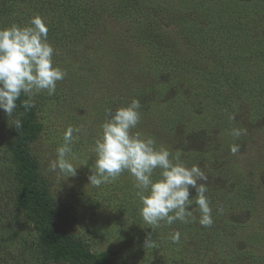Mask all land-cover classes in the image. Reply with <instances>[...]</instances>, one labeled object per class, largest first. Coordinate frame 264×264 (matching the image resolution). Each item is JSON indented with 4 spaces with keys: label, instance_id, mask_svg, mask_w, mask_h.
Returning <instances> with one entry per match:
<instances>
[{
    "label": "rangeland",
    "instance_id": "374dc122",
    "mask_svg": "<svg viewBox=\"0 0 264 264\" xmlns=\"http://www.w3.org/2000/svg\"><path fill=\"white\" fill-rule=\"evenodd\" d=\"M149 1L187 19L205 40L200 54L206 66L183 61L179 48L171 50L175 64L170 62L145 41L142 18L106 12L81 29L66 13L59 19L56 0H0V28L26 25L35 15L44 18L57 50L54 64L67 71L53 96H34L41 129L28 145L52 195L57 228L91 252L106 253L110 264H264V0ZM192 48L185 50L192 53ZM226 85L238 89L237 113L222 102ZM133 98L142 105L134 131L151 135L173 155L179 151L187 166L198 164L207 173L211 228L177 221L153 231L138 214L127 173L100 188L88 185L95 158L89 148L105 109L127 106ZM152 103L155 107L146 110ZM11 117L0 110V264H41L33 223L15 206L17 163L9 145L12 127H6ZM69 125L82 127L73 147L78 168L75 177L59 181L62 177L48 172L47 165ZM239 127L247 134H229ZM233 143L241 146L237 155L230 152ZM247 184L256 190L254 198L246 195ZM190 193L191 198L195 190ZM173 231L181 233L179 244L169 239ZM149 233L154 247L145 246Z\"/></svg>",
    "mask_w": 264,
    "mask_h": 264
},
{
    "label": "clouds",
    "instance_id": "9594fccd",
    "mask_svg": "<svg viewBox=\"0 0 264 264\" xmlns=\"http://www.w3.org/2000/svg\"><path fill=\"white\" fill-rule=\"evenodd\" d=\"M57 50L48 40V27L43 17L35 15L26 25L11 24L0 28V110L13 116L20 101L24 115L35 107L34 96L46 92L56 93L57 83L64 80L67 71L54 64ZM142 105L133 98L127 106L105 109V119L90 145L94 163L88 185L100 188L115 182L123 173L132 177L135 195L140 204L139 216L153 231L161 224L172 225L198 223L202 228L214 225L210 197L207 195L208 175L198 164L187 166L179 151L175 155L165 146H157L151 135L134 131L140 124ZM229 119L235 121L234 116ZM12 125L20 128L22 121L16 118ZM82 127L69 125L63 131L55 156L48 160L47 171L61 180L76 176L77 156L73 147L79 142ZM235 138L247 134L243 127L232 128ZM240 144L230 145L232 155L240 152ZM80 161L86 165L89 158ZM190 189L195 195L190 198ZM194 205V206H193ZM222 213L223 209L218 208ZM171 243L179 244L181 233L173 231ZM147 247H154L149 233Z\"/></svg>",
    "mask_w": 264,
    "mask_h": 264
},
{
    "label": "trees",
    "instance_id": "16d2710c",
    "mask_svg": "<svg viewBox=\"0 0 264 264\" xmlns=\"http://www.w3.org/2000/svg\"><path fill=\"white\" fill-rule=\"evenodd\" d=\"M116 1L56 0V4L59 19L62 20L63 15L66 13L71 16L72 20L73 18L75 19L74 22L79 23L76 25L77 27H82L81 29L93 24L94 20L106 12H108L107 14L112 13L111 15L123 14L120 17L124 18L126 16L142 18L146 24L143 27L145 41H147L149 46L154 45V49L161 50V53L166 58H169L170 62L175 64L171 50L179 48L176 53L185 58L183 61L206 66V60L200 54L203 50L201 43L205 40L200 39L196 35L194 28L187 25L188 21L186 18L182 16L179 18L163 5L149 0ZM220 22L222 23L221 19ZM187 26L189 28H186ZM77 30L74 34L77 33ZM188 34H191V37H188ZM189 39L191 44L182 47L180 41L188 42ZM190 48H192V53L186 51ZM25 98L21 96L20 100L17 101L18 107L6 127H12L9 145L12 158L17 163L19 187L15 194V206L25 210L33 223V228L37 232L38 239L34 248L36 258L41 264H48L51 260L68 261L71 264H89L91 262L95 264H110L106 253L91 252L80 239L68 236L57 228V215L52 195L41 177L37 162L28 151V145L37 137L41 129V123L37 119V105L35 101L36 106L21 115L25 110L19 107V104ZM239 98L240 95L237 88L233 89L230 85L223 87L222 102L231 112L237 113ZM151 105L152 107H148L146 110L155 107L154 103ZM257 110V106H254L250 113L252 115L249 121L253 122L255 120L254 116ZM16 118L22 121L20 128L12 125V121ZM247 191L248 194L246 195H249L250 198L256 196V190L251 185L247 184Z\"/></svg>",
    "mask_w": 264,
    "mask_h": 264
}]
</instances>
